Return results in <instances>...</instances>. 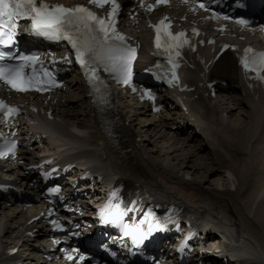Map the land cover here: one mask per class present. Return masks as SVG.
<instances>
[{
    "label": "bare ground",
    "instance_id": "6f19581e",
    "mask_svg": "<svg viewBox=\"0 0 264 264\" xmlns=\"http://www.w3.org/2000/svg\"><path fill=\"white\" fill-rule=\"evenodd\" d=\"M142 36L146 44L139 65L144 67L152 56L151 45ZM210 78L228 80L230 93L216 91L212 97L198 89L188 95L195 127L201 129L198 134L191 128L192 137L201 138L199 144L167 131L168 116L157 117L134 108L127 112L118 109V135L113 140L104 132L90 98L81 91L52 105L58 120L46 123L45 117H40L50 133L44 142L62 161L77 159L98 170L114 171L112 178L118 176L135 189L146 188L157 201L179 203L187 215L207 224V248L223 250L217 254L219 259L208 256L207 260L226 264L223 258L227 256L230 264L237 260L264 264V94L254 100L241 92L243 81L228 52L216 63ZM239 114L245 126L235 123ZM3 167L6 165L0 163V170ZM7 172L8 179L28 187L30 176L22 166H10ZM226 173L233 178V188H221L210 181L219 176L220 182ZM208 182L211 184L206 185ZM11 214L0 215V264L46 263L35 250V243L44 235L30 242L23 228L30 216L20 211L10 220ZM17 245L15 255L6 253L8 246Z\"/></svg>",
    "mask_w": 264,
    "mask_h": 264
},
{
    "label": "snow or ice",
    "instance_id": "6c2138e0",
    "mask_svg": "<svg viewBox=\"0 0 264 264\" xmlns=\"http://www.w3.org/2000/svg\"><path fill=\"white\" fill-rule=\"evenodd\" d=\"M91 2L103 7L108 0H91ZM111 2L113 13H115L118 5L115 4V0H111ZM200 7L206 8V5L201 3ZM21 18H27L31 21V31L37 35L52 39H67L76 50V59L85 69V74H92L89 77L90 81L95 77V65L99 62H104L106 71H117L123 75L125 83L129 81L135 50L128 49L125 52L123 49L110 45L109 41L113 39L120 41L124 39L112 28L115 23L114 20L106 22L88 8L79 5L65 7L63 5H49L45 0H0V44H15L17 21ZM224 19H228V17L225 16ZM238 23L247 26L249 22L241 18ZM161 26L166 31L167 26L164 25L163 21H161ZM161 26L157 27L156 46L158 48L161 47ZM110 28H112L111 36L109 35ZM178 36L182 37L184 33H179ZM167 37L173 41L178 38L172 36L170 32H167ZM174 46L178 47L179 45ZM16 59H19L21 63H7V61ZM36 59L37 57L34 56L16 57L11 52L0 51V80L17 91H29L34 85V79H25L24 69ZM241 62L246 70L255 71L258 78L264 79V76H259V73L264 72V52H254L248 48L245 50ZM34 75L35 70H33ZM48 75L51 76V73ZM37 90L43 89L37 88ZM16 111L15 107L8 106L0 100V112L11 116ZM52 191H58V189ZM119 215V212L115 214L117 218ZM133 234V238L137 242L144 238V234L139 229H133Z\"/></svg>",
    "mask_w": 264,
    "mask_h": 264
},
{
    "label": "rangeland",
    "instance_id": "374dc122",
    "mask_svg": "<svg viewBox=\"0 0 264 264\" xmlns=\"http://www.w3.org/2000/svg\"><path fill=\"white\" fill-rule=\"evenodd\" d=\"M243 112H241V114H242ZM241 114H239V116H237V117H235V123L236 124H239V125H241V126H245L247 123H244V121L245 120H242V119H244V117H243V115H241ZM242 116V117H241ZM211 150V149H210ZM210 150H208L207 151V153H209L210 154ZM185 153V152H184ZM241 157V156H240ZM222 179H220V182L218 181V179H219V176H212L211 178H210V181L212 182V181H214L213 183L214 184H217V183H219V185H220V187L222 188V187H225V186H228V187H231V188H233L232 187V184H233V178H232V176H229V174H223V175H221L220 176ZM217 182V183H216ZM209 184H211L210 182H208V183H206V185H209ZM33 264H36V263H33Z\"/></svg>",
    "mask_w": 264,
    "mask_h": 264
}]
</instances>
